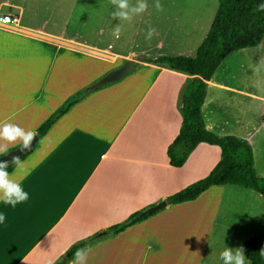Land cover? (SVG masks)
Listing matches in <instances>:
<instances>
[{
	"label": "crops",
	"instance_id": "crops-1",
	"mask_svg": "<svg viewBox=\"0 0 264 264\" xmlns=\"http://www.w3.org/2000/svg\"><path fill=\"white\" fill-rule=\"evenodd\" d=\"M1 15L16 16L19 23L0 24V121L37 133L67 100L86 94L20 162L31 170L16 177L29 199L14 208L0 203L6 216L0 224V264L67 262L69 249L91 237L96 238L83 264H222L211 255L216 244L233 238V248L244 247L257 230L264 234L263 196L238 185L212 186L193 201L167 204L108 234L133 214L206 178L220 162V147L201 143L182 167L170 165L168 148L183 121L180 93L196 76L146 62L163 57L148 56L149 48L118 49L121 36L79 30V21L71 29L70 15L54 26L51 13L43 16V0H0ZM207 33L187 56L196 55ZM127 60L134 63L129 74L91 88ZM223 67L234 66L221 64L206 81L205 127L248 141L257 176L264 178V121L256 127L249 114L262 102L264 115L263 82L257 89L254 81H235L233 74L217 79ZM236 67L226 71H244L245 65ZM7 144L10 152L20 141Z\"/></svg>",
	"mask_w": 264,
	"mask_h": 264
},
{
	"label": "trees",
	"instance_id": "trees-1",
	"mask_svg": "<svg viewBox=\"0 0 264 264\" xmlns=\"http://www.w3.org/2000/svg\"><path fill=\"white\" fill-rule=\"evenodd\" d=\"M259 3L260 0H219L215 18L195 56H163L156 60H146L196 76L180 93L183 121L177 138L168 148L170 165L182 167L189 155L201 143L216 145L220 147L222 153L220 162L206 178L167 198L166 202L169 205L193 201L215 185L243 186L258 192L264 198V178L257 176L250 143L235 136L213 134L206 129L201 114L207 95L206 81L211 80L223 61L231 53L257 47L264 40V10L257 8ZM85 94L86 91L79 92L67 100L43 123L37 136L39 138L44 136ZM33 149L18 158V161L24 160ZM14 167L13 162L9 164L8 170L11 172ZM147 216L143 213L133 214L125 222L108 229L107 233L117 234ZM95 238H88L71 247L65 255L67 262L74 260L73 253L77 248H88ZM261 249H264V234L251 237L246 242L245 255L250 264H264ZM67 262L58 261L55 264H67Z\"/></svg>",
	"mask_w": 264,
	"mask_h": 264
},
{
	"label": "rangeland",
	"instance_id": "rangeland-1",
	"mask_svg": "<svg viewBox=\"0 0 264 264\" xmlns=\"http://www.w3.org/2000/svg\"><path fill=\"white\" fill-rule=\"evenodd\" d=\"M160 2L161 10L155 8V0H148L149 6L145 12L134 16L131 21L123 22L121 26L123 44L118 46L119 40H117L116 47L118 49L124 51L134 46L137 52L149 48L148 56H158L159 54L187 56L191 45H195L200 41L202 34L209 31L219 6V0H160ZM130 3L135 4L136 0H130ZM73 5H75L74 8L71 7ZM113 10L114 5L111 0H43V16L51 13V21L54 26H61V19L70 15L69 28L74 29L76 21H79L80 23L77 25L79 30L91 29L98 33L104 31L102 34L105 35V38L113 35V28L119 22L118 18L111 17L110 13ZM149 26L154 27L156 31L150 39H146V30ZM159 41H162L161 47H158ZM222 64L234 67L219 69L216 75L217 79H224L226 75L233 74L232 78L235 81H254L257 89V82L261 81L263 82L262 87H264V40L255 48L231 53ZM242 64L245 65L244 71H226L227 68H239L236 66ZM240 105L247 110L246 102L241 101ZM250 113L253 117V124L256 127L261 125V121H264L262 102L261 108L257 102L254 107L251 106ZM261 231L257 230L256 236L263 235ZM233 235L232 232L230 238ZM225 240L226 238H223V241ZM232 240L233 238L229 242H225L226 246L235 247L231 244ZM224 247L222 242L219 245L216 244L211 255L217 256L219 259V252ZM219 261L221 260L219 259Z\"/></svg>",
	"mask_w": 264,
	"mask_h": 264
},
{
	"label": "clouds",
	"instance_id": "clouds-1",
	"mask_svg": "<svg viewBox=\"0 0 264 264\" xmlns=\"http://www.w3.org/2000/svg\"><path fill=\"white\" fill-rule=\"evenodd\" d=\"M114 5V10L110 15L113 19L118 18V23L113 28V37L119 39L121 36V26L125 21H131L134 16L145 12L148 9V0H136L135 4L130 3V0H111ZM155 8L162 9L160 0H155ZM259 10H264V0H260L257 5ZM156 29L149 26L146 30V39H150ZM37 135L34 130L25 129L18 124L12 122L0 121V156L8 153L7 142L20 141L22 149H29L33 138ZM14 169L10 172L9 162L0 160V203L11 205L13 208L17 204L29 199V192L25 190L22 181L16 177H27L30 175V169L24 168L16 157H13ZM6 219L5 213L0 211V224H4ZM225 238V237H224ZM224 242V241H223ZM219 252V259L222 264H250V261L245 255V249L241 245L236 248L226 246ZM261 255L264 256V249H261ZM74 260L69 264H83L86 258V249L77 248L73 253Z\"/></svg>",
	"mask_w": 264,
	"mask_h": 264
},
{
	"label": "water",
	"instance_id": "water-1",
	"mask_svg": "<svg viewBox=\"0 0 264 264\" xmlns=\"http://www.w3.org/2000/svg\"><path fill=\"white\" fill-rule=\"evenodd\" d=\"M133 68H134V63L131 60H127L121 67L110 71L102 79H100L98 82L93 84V86H91V88L96 89V88L105 86L107 84L117 82V81L121 80L124 76L129 74L133 70ZM38 140H39V136L36 135L33 138V141L31 142V146L29 149H22L19 146L16 149L11 150L7 154L1 156L0 160L8 161L9 164H12L13 163V157H16L18 159L21 156H23L24 154L28 153L31 149H33V147L36 145ZM166 205H167V202H165V201L160 202L159 204L149 208L147 210V212H145L144 214H151V213L157 212V211L161 210L162 208H164ZM63 261L66 262V259H64Z\"/></svg>",
	"mask_w": 264,
	"mask_h": 264
},
{
	"label": "built area",
	"instance_id": "built-area-1",
	"mask_svg": "<svg viewBox=\"0 0 264 264\" xmlns=\"http://www.w3.org/2000/svg\"><path fill=\"white\" fill-rule=\"evenodd\" d=\"M19 23V18L13 15H1L0 24L15 26Z\"/></svg>",
	"mask_w": 264,
	"mask_h": 264
}]
</instances>
